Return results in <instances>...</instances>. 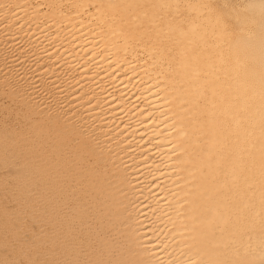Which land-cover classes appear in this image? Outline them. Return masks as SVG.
I'll return each mask as SVG.
<instances>
[{
  "label": "bare ground",
  "instance_id": "1",
  "mask_svg": "<svg viewBox=\"0 0 264 264\" xmlns=\"http://www.w3.org/2000/svg\"><path fill=\"white\" fill-rule=\"evenodd\" d=\"M110 4L0 0V264H264L261 27Z\"/></svg>",
  "mask_w": 264,
  "mask_h": 264
},
{
  "label": "rangeland",
  "instance_id": "2",
  "mask_svg": "<svg viewBox=\"0 0 264 264\" xmlns=\"http://www.w3.org/2000/svg\"><path fill=\"white\" fill-rule=\"evenodd\" d=\"M47 1L55 2L56 4H64L65 2V0H61V1L60 0H47ZM103 1L105 0H102V2ZM110 1H111L110 5L112 6H119L122 2L123 3H126V2L131 3L134 1H137L138 3L142 2L143 4L142 7L144 11H148L149 9H152V7H156V4H160L162 8L161 11H164L166 9L164 12L169 14L172 20L177 19L178 22L182 20L186 21L188 19L191 20L190 18H194L197 14L201 13V11L203 13L209 12L210 14H213L212 13L213 11L214 14H219L220 16H222L223 18L227 20L228 22L227 26L228 28L232 30V32H235V33L240 32L239 30H236V24H238V22L241 23V26L244 28L240 32L244 36V39L242 42L243 48H246V47L250 48L253 46L254 44L253 41L256 39V37L254 36L256 33L257 24H258V27H261V30H262L261 32L264 35V0H154L155 2L153 0H110ZM164 1H166V3ZM150 2L151 4H149ZM190 3L192 5L194 4L193 7L201 8L199 9V12L189 11L187 9L188 8L187 4H190ZM160 5L158 7H160ZM162 6L164 7V9ZM158 7L155 8L156 12H157V9H159ZM208 7L210 10L208 9ZM203 8L206 9L205 12H204L205 9ZM211 9L213 10L211 11ZM189 12H192V13H189ZM184 26L185 25H183V27ZM0 102H1L0 105L2 104L0 106V109L4 108L7 105V102L5 100H0Z\"/></svg>",
  "mask_w": 264,
  "mask_h": 264
}]
</instances>
